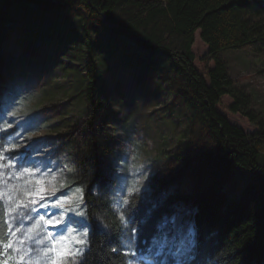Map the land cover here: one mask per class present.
Segmentation results:
<instances>
[{"label": "trees", "instance_id": "trees-1", "mask_svg": "<svg viewBox=\"0 0 264 264\" xmlns=\"http://www.w3.org/2000/svg\"><path fill=\"white\" fill-rule=\"evenodd\" d=\"M198 29L209 46L203 58L215 60L208 79L195 64ZM249 46H264V0H0V112L19 102L42 66L84 71L89 114L98 117L106 100L113 104L103 128L115 144L118 139L112 147L120 171L114 174L101 158L103 137L92 139L78 161L90 225L87 264H130L125 245L133 228L140 256L150 258L141 264L160 263L154 241L168 236L172 248L185 225L193 238L183 264H264V135L247 132L218 109L229 94L234 112L258 120L250 94L222 56ZM166 90L176 115L169 132L178 134L179 147L159 153L158 171L124 204L126 196L121 200L115 190L130 174L126 142L138 135L131 117L142 104L159 105ZM239 166L245 167L240 178ZM241 178L240 190L230 186ZM173 218L178 226L162 234L161 225Z\"/></svg>", "mask_w": 264, "mask_h": 264}, {"label": "rangeland", "instance_id": "rangeland-1", "mask_svg": "<svg viewBox=\"0 0 264 264\" xmlns=\"http://www.w3.org/2000/svg\"><path fill=\"white\" fill-rule=\"evenodd\" d=\"M117 42H121V40ZM193 50L196 54L195 64L197 68L208 79V71L215 66V60L203 58L209 51V46L201 38L200 29L195 33ZM222 56L227 60L229 72L236 78L237 83L250 94L252 101L250 107L257 115L258 120L254 122L241 112H234L231 109V104L235 99L229 94L221 97L218 109L227 115L231 122L240 125L247 132L258 130L264 135V46L259 48L249 46L225 49L222 51ZM64 59L68 61L67 58ZM62 66H57L49 71H45L43 66L36 71L33 70L34 80L32 84H30V80H26L25 77L22 78L24 83L30 84V88L28 92L17 97L19 102L9 103L5 108H2L0 112V128H3L5 121L11 122L13 127L7 129L5 132L6 136L3 134L4 131H0V145H6L8 143L21 145L18 149L7 153V155L19 161L17 168L11 169V171H16L23 164L28 167H36L39 165L42 171L47 168H52L54 171L62 172L63 175H57L54 181L47 184V187L49 190L52 188L60 189V191L56 192V196H60L63 193L64 196L70 198L71 204H66L65 207H74L76 204H79L80 207L77 211L86 213L84 181L77 176V172L81 169L78 161L82 160L84 147L88 146L89 143L91 145L93 143L92 139L96 140L103 137L104 141L102 144H104L105 148L100 151L101 158L106 162L109 161L110 167L115 168L113 169L114 174L120 171L119 168L122 165L119 156L117 160L114 159V154H118V152H114L115 148L112 147L115 144L114 136L107 134L103 128L104 125H108L105 123V115L108 114L109 109H112L113 104L109 100H106V107L103 108L98 117H95L92 112L89 114L87 112L89 105L84 91V71L80 70L78 74L76 71L68 73L62 69ZM173 100V96L166 90L159 105H153L148 108L142 104L137 108L136 115L131 117L132 122L138 127V135L134 137L136 138L134 143L130 144L126 142V148L128 149L125 150V154L127 153L126 161L130 169V174L127 180L115 190L116 197H120L121 200H123L124 196L126 198L129 197L127 191L129 187L133 186V184L137 187L144 177L158 171V169H154V163L159 153L171 152L178 149V134L174 135V132H169L171 131L173 120H176V115L171 112ZM113 110H116V108ZM12 112H15L16 115L12 116L8 114ZM146 114H149V117ZM116 117L117 114H115L114 118ZM142 123L145 126H142ZM103 133L106 137L103 136ZM167 135H169V138H167ZM84 139L85 144L82 142ZM89 139L90 141L86 144V141ZM117 140L116 138V144ZM261 151L264 155V141ZM90 157H92L91 152ZM102 166L107 168L105 165ZM242 170H245V167H237L234 175L240 178ZM106 171L110 172V169L107 168ZM73 175L76 178L74 181L70 179ZM237 176L233 177L235 178ZM48 179L51 180L50 177ZM244 179H238L237 182L232 180L230 186H234L236 190H240L243 185L238 182ZM7 184L15 185L17 188L26 187L22 180L15 178L8 179ZM0 187H4V185L0 184ZM77 187L83 190L82 201L79 199L80 194L75 193V188ZM11 194L14 197L18 195L15 190ZM4 202L6 204V201ZM37 208L40 215H44L46 212L58 213L59 211L55 208L44 209L38 206ZM119 208L121 210L122 206ZM20 211L25 214V217L31 216L32 219L21 218L13 220L11 217L8 218L10 223H12L13 230L16 227H20L21 224L23 225L21 231L17 233V237L13 238L14 241L18 238L23 239L27 229L38 218L37 212H31L27 209H20ZM64 218L65 220H81V217L78 215L74 216L71 212H65ZM72 226L77 228L78 231L83 230L80 225L73 224ZM86 226L90 230V225L87 221ZM183 227L180 234L181 240H178L176 244L173 243L172 248H170L171 239L168 236L164 237V235L162 237L160 236L156 240V243L153 244L152 253H154V257H157L160 262L158 263L156 258L152 259L156 264H176L177 254L183 252L184 256V252L187 250L193 238V229L189 225ZM37 232L39 233L38 235L32 234L33 239L25 240L24 245L20 246L24 251L19 254L23 255L26 252V261L29 258L33 260L39 258L42 255V250L46 246L51 245V240H45L44 244L34 243V240L43 239L47 232L53 233L54 238L58 237L61 233H65V228L63 226L44 227L43 222H41V229H38ZM66 235L71 240V235H75V233ZM135 239L136 235L131 234L125 245V250L129 255L131 264H141V260L143 258L145 259V257L150 260L148 256H140V252L136 248ZM129 245L131 246V251L135 252L134 256L129 251ZM161 245H163L162 248ZM14 246L19 245L15 244ZM74 246L79 247L78 245ZM8 252L13 257V260L18 255L11 250H8ZM157 252L160 254L157 255ZM49 255L53 254L50 253ZM183 256H181V260ZM9 264H12V261ZM40 264H46V260L41 259ZM68 264H72L71 258H69Z\"/></svg>", "mask_w": 264, "mask_h": 264}, {"label": "snow or ice", "instance_id": "snow-or-ice-1", "mask_svg": "<svg viewBox=\"0 0 264 264\" xmlns=\"http://www.w3.org/2000/svg\"><path fill=\"white\" fill-rule=\"evenodd\" d=\"M12 116H15L16 113H8ZM13 124L11 122H4L3 128H0V131L6 132L7 129L12 128ZM30 139V138H29ZM21 145L16 143H8L6 145H0V184H3L4 187H0V201H6V206L0 208V264H9L12 261V264H40L41 259L46 260V264H68L69 258H71L72 264H87V256L86 252L90 250V242H89V228L86 226V214L83 211H77L80 207L79 204H76L74 207H65L66 204H71V200L69 197L64 196L61 193L60 196H56V192L60 191L58 188H52L49 190L47 184L51 181H54L57 175H63L62 172L54 171L52 168H47L46 170L41 169L39 165L36 167H28L23 164L16 171H11V169L17 168L18 160H15L13 157L7 155V153L18 149ZM6 170H8L6 172ZM51 178L49 180L48 178ZM15 178L17 180H22L26 187L17 188L15 185H8L7 180ZM13 190L17 191L18 195L15 197L11 194ZM128 194L131 195L137 188L135 184L127 189ZM75 193H79V199L83 200V190L82 188H75ZM53 197H55L53 199ZM124 204H128V199H124ZM55 208L58 209V213H49L46 212L44 215H40L38 212V208ZM20 209H27L31 212H37L38 218L29 227L24 234V238L17 240H13L14 237H17V233L21 231L23 225L20 227H16L13 230L12 223L9 221V217L13 220L26 218L32 219L31 216L25 217V214L20 211ZM71 212L74 216L78 215L81 217V220L69 219L65 220L64 213ZM15 214V215H13ZM59 216V218H57ZM121 222L124 221V216L121 214L120 216ZM41 222H43V226H63L65 228V233H61L58 237H53V233L47 232L43 239L34 240V243L44 244L45 240H51V245L46 246L42 250V255L33 260L29 258L27 261L25 260V254L21 255L23 250L22 245H24L25 240L33 239L32 234L38 235V229H41ZM77 224L80 225L83 230L78 231L77 228H74L72 225ZM7 226V230L4 231V226ZM127 226V225H125ZM177 221L175 218L173 220L164 222L161 225V233L166 234L170 229L176 228ZM132 233L135 234L136 229L133 228ZM71 235V240H69L68 235ZM190 235V233H189ZM78 245L76 247L73 245ZM156 243V241H154ZM18 244L19 246H14ZM163 245H161V248ZM11 250L12 252H16L18 255L13 260V257L8 252ZM113 252L116 251L115 248L112 249ZM129 251L131 255H135L134 251H131V246L129 245ZM53 255H49V254ZM128 253H125L127 255ZM160 253L157 252V255ZM181 256H183V252L177 254L176 256V264H183L181 260ZM147 259V257H145ZM131 264V262H130Z\"/></svg>", "mask_w": 264, "mask_h": 264}]
</instances>
